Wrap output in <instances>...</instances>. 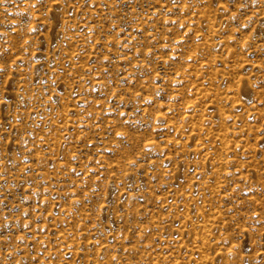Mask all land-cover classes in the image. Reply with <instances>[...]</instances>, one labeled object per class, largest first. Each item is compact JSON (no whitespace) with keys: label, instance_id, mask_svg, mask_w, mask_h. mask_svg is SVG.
Masks as SVG:
<instances>
[{"label":"rangeland","instance_id":"1","mask_svg":"<svg viewBox=\"0 0 264 264\" xmlns=\"http://www.w3.org/2000/svg\"><path fill=\"white\" fill-rule=\"evenodd\" d=\"M0 264H264V0H0Z\"/></svg>","mask_w":264,"mask_h":264}]
</instances>
